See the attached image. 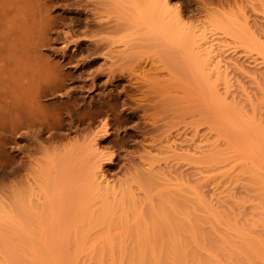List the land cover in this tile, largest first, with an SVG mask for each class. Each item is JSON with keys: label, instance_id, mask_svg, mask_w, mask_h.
I'll list each match as a JSON object with an SVG mask.
<instances>
[{"label": "rangeland", "instance_id": "374dc122", "mask_svg": "<svg viewBox=\"0 0 264 264\" xmlns=\"http://www.w3.org/2000/svg\"><path fill=\"white\" fill-rule=\"evenodd\" d=\"M49 1L33 0L48 6L41 14L60 20L57 33L28 37L16 56L4 46L0 1V116L23 89L27 100L47 107L37 116L47 112L52 127L63 125L51 139L53 130L22 132L14 119H0V264H127L128 247L137 235H149L147 215L162 195L193 206V218L209 236L201 243L193 236L197 255L210 254L218 264L264 260V0H169L184 36L192 35L195 70L186 62L193 57H180L184 48L178 54L164 39L152 40V47L142 26L129 28L112 1L86 0L112 21L98 36L77 21L85 0ZM7 50L22 65L15 61L17 71ZM27 65L38 78L21 72ZM5 125L13 143L4 144ZM25 135L40 143L35 164H4L6 151L17 161L27 154L18 150ZM165 135L173 143L160 144ZM145 174L154 176L155 188ZM173 240L165 242L177 244ZM207 240L221 241L226 250L208 253ZM246 243L259 250L242 252ZM175 254L173 264H189Z\"/></svg>", "mask_w": 264, "mask_h": 264}, {"label": "bare ground", "instance_id": "6f19581e", "mask_svg": "<svg viewBox=\"0 0 264 264\" xmlns=\"http://www.w3.org/2000/svg\"><path fill=\"white\" fill-rule=\"evenodd\" d=\"M1 1V15H2V20H1V24H2V38L4 39V46L5 48H7L8 50L12 51L10 53V51H8V57L10 58L9 62H12V60L14 59V64L12 62L11 66L15 67L16 71H17V68L20 67V64L18 63L19 60H17V57H14L16 56L17 50H20L21 49V45H22V42L23 40L25 41V39H27L29 37V40L31 41L30 37L34 38V37H39V35H43V37H45V35H51V34H56V28L58 27V24L60 22H57L54 18L49 17L47 15L44 14H41V12L43 13L42 9L44 10V12H46V8L48 6H43L41 7L37 2H33V0H0ZM39 1V0H37ZM50 1H57V0H50ZM49 1V2H50ZM108 1H112L113 3H115V5L117 4L118 6V10H119V18L122 19V21H126L128 26L130 24H133V25H138V26H133V27H141V31L140 29L138 30V32L140 31V33L142 32L143 33V29H145L144 31V35H145V38H147V42H151L152 40L154 39H164V40H167L168 43L173 47H177V48H174V50L176 49L177 51L176 52H179V49H182L184 48V50L182 51L181 50V53L184 54L183 56L180 55V57L185 60H189L190 57H193V52L190 51V50H193L191 48H188L189 45L191 46V42L190 43V40L192 39V35H188L185 34L184 36V32L185 30L182 31V23H181V19L178 15V12L174 13V11H172L171 9H169V0H108ZM47 2V1H46ZM83 1L79 0L76 2L77 3H81ZM111 2V3H112ZM35 5H34V4ZM36 3L37 5H39L41 8H39L38 6L36 7ZM40 3V2H39ZM88 2L85 0L84 1V5H82V10H76V12L79 14V17L80 16H85L86 18L83 20H80L79 17L77 19V21L79 20V22H85L84 24H86V26L88 27H95L93 28L94 30H92L91 32L92 33H95L97 34L98 36V31H100L101 29L104 28V26H108L109 22H112L111 20L108 21V19L106 20H103V18L96 12H94L93 10L89 9L88 8ZM50 4V3H48ZM94 4V3H93ZM34 5V6H33ZM53 5V4H52ZM50 6V5H49ZM92 6V5H91ZM98 6V5H97ZM61 7V6H60ZM66 7V6H65ZM94 7V6H93ZM56 8V7H55ZM63 8V7H62ZM71 8V7H70ZM64 10V9H63ZM69 10V9H68ZM73 10V8L71 9ZM117 10V11H118ZM171 10V11H170ZM48 11V10H47ZM49 12V11H48ZM66 12V11H65ZM72 12V11H71ZM118 13V12H117ZM118 14V15H119ZM76 15V14H75ZM112 15V14H111ZM115 15V14H114ZM178 15V16H177ZM109 16V15H108ZM116 16V15H115ZM106 17V16H105ZM114 18V17H113ZM117 19H115L114 21H116ZM119 20V19H118ZM114 21H113V24H114ZM121 21V22H122ZM75 22H76V19H75ZM80 22V23H81ZM120 23V22H119ZM118 23V25L120 26V24ZM123 23V22H122ZM82 24V23H81ZM113 24H111L113 26ZM125 24V23H124ZM123 24V26H125ZM116 25V23H115ZM122 25V24H121ZM111 26V27H112ZM132 27V28H133ZM139 27V28H140ZM110 28V27H108ZM131 28V25L130 27ZM105 29V28H104ZM133 29H138V28H133ZM185 29V28H184ZM53 30H55L53 32ZM116 30V29H115ZM127 30V29H125ZM84 32V31H83ZM126 32V31H125ZM137 32V31H136ZM135 32V33H136ZM74 32H72L73 34ZM139 33V34H140ZM94 34V35H95ZM189 34V33H188ZM141 35V34H140ZM143 36V35H142ZM141 36V38H142ZM42 37V36H41ZM100 37V36H99ZM0 38V39H2ZM49 38V37H48ZM47 38V39H48ZM140 38V40H141ZM144 38V39H145ZM190 38V39H189ZM35 39V38H34ZM94 39H96L94 37ZM143 39V38H142ZM143 39V40H144ZM151 39V40H150ZM28 40V41H29ZM38 40V39H37ZM91 40V39H90ZM188 40V41H187ZM193 40H194V37H193ZM97 41V39H96ZM146 41V39H145ZM155 41V40H154ZM152 41V42H154ZM49 42V41H48ZM151 42V43H152ZM160 42V41H159ZM165 42V41H164ZM189 42L188 46L186 47V44ZM2 43V42H1ZM24 44V43H23ZM95 44V43H94ZM98 44V43H97ZM146 44V43H145ZM162 44V42H161ZM167 44V43H166ZM1 45V44H0ZM3 45V44H2ZM36 45V44H35ZM151 45V44H150ZM149 44L147 46H150ZM153 45H156V42L155 44L152 43V47ZM158 45V44H157ZM194 45V44H192ZM37 46V45H36ZM157 47V46H155ZM185 48H186V51H189L186 52L185 51ZM188 48V49H187ZM12 49V50H11ZM27 49V47H26ZM196 49V48H194ZM199 49H202L199 47ZM16 51V54L14 53ZM201 51V50H199ZM174 53H176L175 51H172ZM183 52H186V53H183ZM192 52V53H191ZM196 52V51H195ZM14 55L11 57V55ZM21 53V52H19ZM33 53V52H32ZM170 53V52H169ZM180 52L178 54H181ZM188 53H190L188 55ZM35 54V53H34ZM177 54V55H178ZM199 54V52H198ZM197 54V55H198ZM18 55V54H17ZM22 55V54H20ZM176 55V54H174ZM185 55H188V56H185ZM192 55V56H191ZM166 56V55H164ZM179 56V55H178ZM176 56V58L178 57ZM190 56V57H189ZM196 56V55H195ZM6 57V56H4ZM158 57V56H157ZM156 57V58H157ZM170 57V56H169ZM174 57V56H173ZM179 58V61H181L182 59ZM185 57H188L187 59ZM13 58V59H12ZM39 58V57H38ZM156 58L155 61H156ZM168 58V56H167ZM194 58V57H193ZM191 59L193 61H195L194 63L191 62V60L189 62L186 61L188 63V65L192 64L194 69L195 70V66L198 65L199 63H197L198 61H196V59ZM3 59V57H2ZM12 59V60H11ZM28 59V58H26ZM148 59V58H146ZM151 59V58H150ZM159 59V58H158ZM172 59V57H171ZM5 60V59H4ZM8 60V58L6 59ZM21 60V58H20ZM176 59H172V61H175ZM18 63V67H16L17 63ZM142 61V60H141ZM144 61V60H143ZM152 61V60H151ZM155 61H153L151 64L152 66L156 65ZM168 61V60H167ZM173 63H176V62H173ZM183 61V60H182ZM6 62V61H5ZM26 62V61H25ZM38 62V61H37ZM157 62V61H156ZM169 62V61H168ZM177 62H178V59H177ZM184 62V61H183ZM182 62V63H183ZM8 63V62H7ZM27 63V62H26ZM30 63V62H29ZM28 63V64H29ZM139 63V62H138ZM160 63V62H159ZM181 63L178 64L180 66H183ZM196 63V64H195ZM203 63V62H202ZM4 64V63H3ZM22 64V63H21ZM147 64H149L147 62ZM154 64V65H153ZM158 64V63H157ZM170 64V65H171ZM9 65V64H7ZM16 65V66H15ZM24 65V64H23ZM144 65V64H143ZM187 65V64H185ZM204 65V64H203ZM26 66V65H25ZM139 66H142L139 65ZM151 66V67H152ZM162 66V65H161ZM175 66V65H174ZM5 67V65H4ZM10 67V66H9ZM8 67V68H9ZM13 67H10L12 68L13 70ZM27 67L29 68V66L27 65ZM27 67H22V71L21 72H25L26 75L28 73V71H30L29 73H31V77L32 75L35 73L34 69H28ZM34 67V66H33ZM38 67V66H37ZM133 67V66H132ZM135 67V66H134ZM148 67V66H147ZM155 68L157 66H154ZM187 67V66H186ZM190 67V66H189ZM197 67V66H196ZM199 67V65H198ZM36 68V66H35ZM135 68H138L137 66ZM134 68V69H135ZM141 68V67H139ZM159 68V67H158ZM163 68V67H162ZM175 68V67H174ZM180 68V67H179ZM188 68V67H187ZM6 69V67H5ZM132 69V68H131ZM145 69V68H144ZM149 69V67H148ZM166 69V68H165ZM192 69V68H191ZM8 70V69H7ZM6 70V72H8ZM11 70V71H12ZM37 70V69H35ZM150 70V69H149ZM148 70V72H149ZM153 70H155L153 68ZM10 71V73H11ZM14 71V70H13ZM20 71V70H19ZM18 71V72H19ZM27 71V72H26ZM39 71V70H38ZM49 71V70H48ZM138 71H140V69H138ZM143 71V69H142ZM156 71V70H155ZM197 71H200V70H197ZM141 72V71H140ZM145 71H143L142 73H144ZM191 72V71H190ZM193 72V71H192ZM9 73V72H8ZM131 73V72H130ZM133 73H137V71L135 70V72L133 71ZM195 73V72H193ZM199 73V72H198ZM13 74V72H12ZM15 74V72H14ZM14 74H13V77H14ZM18 74V73H17ZM20 74V73H19ZM18 74V75H19ZM36 76L39 75L37 73H35ZM49 74V73H48ZM52 74V73H51ZM21 75V74H20ZM25 75V76H26ZM141 75V74H140ZM146 75V73H145ZM193 75V74H192ZM195 75V74H194ZM197 75V74H196ZM200 75V74H198ZM197 75V77H198ZM2 76V75H1ZM11 76V74H10ZM24 76V75H23ZM28 76V75H27ZM27 76L25 77V80L27 79ZM30 76V75H29ZM34 76V75H33ZM50 76V75H49ZM12 77V76H11ZM17 77V76H16ZM41 77V76H40ZM51 77V76H50ZM133 77V76H131ZM139 77V75H138ZM145 77V76H144ZM143 77V78H144ZM149 77V76H148ZM18 78V79H17ZM16 79L19 80L20 77H17ZM38 78V77H36ZM35 76L32 77L30 80H33V79H36ZM137 78V77H136ZM142 78V77H141ZM61 79V78H60ZM3 80V79H2ZM15 80V79H14ZM13 80V81H14ZM29 80V81H30ZM38 80V79H37ZM36 80V81H37ZM57 80V79H56ZM142 80V79H141ZM144 80V79H143ZM21 81V80H20ZM19 81V82H20ZM23 81V80H22ZM35 81V82H36ZM135 81V80H134ZM146 81V79H145ZM17 82V83H19ZM33 82V81H32ZM38 82V81H37ZM36 82V83H37ZM14 83V82H13ZM25 83V82H24ZM27 83L28 80H27ZM130 83V82H129ZM139 83V80L138 82ZM33 84V83H31ZM145 84V83H144ZM6 85V84H5ZM8 85V84H7ZM23 85V84H22ZM28 84H25V86H27ZM37 85V84H35ZM139 85V84H138ZM3 86V85H2ZM18 86V85H17ZM21 86V85H20ZM25 86H21L23 88H25ZM142 86V85H141ZM145 87V86H144ZM139 88V87H138ZM150 88V86H149ZM45 89V88H44ZM6 90V88H5ZM23 91V94L20 93V97L16 98V100H13L12 103L13 104H10L8 102V104H5V105H8L6 107H1V114H2V117L0 116V119L2 118L3 122H8L9 124V121L10 120H15L17 125H18V128H20V130L23 132V130H28V129H45L46 131H49V130H53V132L49 135V138L51 139H55L58 137V131H60L62 128H63V125L61 123V125L58 127L57 124H56V127H52L53 125L50 124V121H48L49 119H47V116L49 115H46L47 112H45L46 114H43L41 115L42 117L40 116H37L36 113L38 112H42L43 110H45V108L47 107H44L42 105H40L37 101H34L33 102L31 101V99H28L27 100V95L25 96V91L23 89H21ZM42 90V89H41ZM40 90V91H41ZM44 91V90H43ZM7 92V91H6ZM10 92V91H9ZM15 92V91H14ZM21 92V91H20ZM28 92V91H27ZM56 92V91H55ZM141 92V91H140ZM37 93V92H36ZM42 93V92H40ZM139 93V91H138ZM7 94V93H6ZM18 93H16L15 95H17ZM27 94V93H26ZM31 94V93H30ZM35 94V92H34ZM33 94V95H34ZM14 95V94H13ZM32 95V96H33ZM8 96V95H7ZM30 96V95H29ZM38 96V95H37ZM14 97V96H13ZM34 97V96H33ZM32 97V98H33ZM42 97V96H40ZM61 97V96H60ZM148 97V96H147ZM11 98V97H10ZM15 98V97H14ZM38 98V97H36ZM7 101V100H6ZM11 101V100H10ZM31 101V102H30ZM68 103V102H67ZM147 104V103H146ZM61 105V104H60ZM136 105V104H135ZM67 108V107H66ZM146 108V107H145ZM148 108V107H147ZM61 109V108H60ZM48 110V109H47ZM68 112V111H67ZM154 113V112H153ZM152 113V114H153ZM157 114V113H156ZM155 116V115H154ZM153 118V117H152ZM151 118V120H152ZM148 119V118H147ZM154 119V118H153ZM156 119V118H155ZM53 120V119H52ZM60 120V119H59ZM157 120V119H156ZM14 121V122H15ZM154 121V120H153ZM63 122V121H62ZM152 122V121H151ZM1 123V121H0ZM5 123V124H6ZM12 123V122H10ZM53 123V121H52ZM59 123V124H60ZM64 123V122H63ZM155 123V122H154ZM160 123V122H159ZM4 124V123H3ZM2 124V125H3ZM7 124V125H8ZM55 126V125H54ZM4 127V130H3V133H4V137L3 135H1L3 137V141H4V144L8 143V141L10 142L11 140V143H13L12 141V137L10 136V132L9 130H7L6 128V125L3 126ZM10 127V126H9ZM65 127V126H64ZM156 127V126H155ZM16 128V127H15ZM13 129V128H12ZM155 129V128H154ZM34 131V130H33ZM160 131V130H159ZM38 132V131H37ZM25 133V132H24ZM49 133V132H47ZM20 135L22 136L23 134H19V137ZM41 135V134H40ZM43 135V134H42ZM63 135V134H62ZM65 135V134H64ZM159 135V134H158ZM157 135V137H158ZM162 135V134H161ZM57 136V137H56ZM166 136V135H165ZM28 139H27V138ZM160 137V136H159ZM167 137V136H166ZM164 137L165 139L163 138H159V142L160 144L162 143H165V144H168L169 143H173L174 141V138H171L170 137ZM25 138L27 139V142L25 145H23L22 147H19V151H25L27 154H24L22 155V157H20V160L17 161V160H14L15 157L13 156H10L11 153H3V162L4 164H35L33 163V155L34 153H36L39 149V142H38V138L37 136H29V135H25ZM10 139V140H9ZM14 139V138H13ZM16 139V138H15ZM14 139V140H15ZM152 140V139H151ZM156 141V140H154ZM3 143V142H2ZM56 143V142H55ZM152 143L154 145V142L152 140ZM151 143V144H152ZM8 145V144H7ZM5 146V145H4ZM160 146V145H159ZM172 146V145H171ZM41 147V145H40ZM6 148V147H5ZM43 148V147H42ZM155 148V147H154ZM11 150V148H9ZM13 149L15 150V148L13 147ZM161 149V148H159ZM5 150V149H4ZM3 150V151H4ZM90 151V150H89ZM5 152V151H4ZM9 152V151H8ZM44 154V153H43ZM62 157V156H61ZM73 158V157H72ZM79 158V157H78ZM81 158V157H80ZM38 159V158H37ZM64 159V158H63ZM85 159V158H84ZM89 159V158H88ZM92 159V158H91ZM36 160V159H35ZM49 160V158H48ZM46 159V162L48 161ZM82 160V159H81ZM14 161H17V163H13ZM50 161V160H49ZM59 161V160H58ZM76 161V160H75ZM83 161V160H82ZM37 162V161H36ZM40 162V161H39ZM69 162V161H68ZM73 162V159L72 161ZM77 162V161H76ZM75 162V163H76ZM84 162V161H83ZM41 163V162H40ZM86 163V162H85ZM84 163V164H85ZM92 163V162H91ZM45 164V163H44ZM51 164V163H50ZM79 164V163H78ZM81 164V163H80ZM83 164V163H82ZM151 173V171H149ZM38 173V172H37ZM153 173V172H152ZM95 174V172H94ZM154 174V173H153ZM97 175V174H96ZM95 175V176H96ZM149 175V174H147ZM147 175L145 174V176L147 177ZM88 177V176H86ZM91 178V177H90ZM99 178V177H98ZM149 178V179H148ZM147 179V183H148V187H152V188H155L156 187V182L154 180V176L153 175H149ZM86 179V178H85ZM89 179H87L86 182H88ZM24 181V180H23ZM39 181V180H38ZM95 181V180H94ZM34 182V181H33ZM90 182V180H89ZM88 182V183H89ZM28 183V182H27ZM32 183V182H31ZM35 183V182H34ZM33 183V184H34ZM86 183V184H88ZM97 183H100L97 182ZM96 183V184H97ZM36 184V183H35ZM34 184V185H35ZM40 184V183H39ZM81 184V183H80ZM94 184V183H92ZM37 185V184H36ZM99 185V184H98ZM21 186V185H20ZM86 186V185H85ZM28 187V185H27ZM93 187L95 186H91L92 189H94ZM26 188V187H25ZM30 188V187H29ZM29 188H28V191H29ZM32 188V187H31ZM97 188V187H96ZM27 189V188H26ZM90 189V188H89ZM25 190V189H24ZM23 192V191H22ZM31 192V190H30ZM26 193V192H25ZM27 194V193H26ZM168 195V194H167ZM171 195V194H170ZM31 196V194H30ZM163 196V197H162ZM162 196H158L160 197L161 200H157V205L158 206L156 208V210H152L148 213L147 215V220H148V225H150V233L149 235H146V236H143V235H137L133 240L134 242L132 243V245H130V247H128V255L126 256L127 257V264H173L174 262V259H173V255H176L175 253H178L179 255L181 254L182 256L184 257H187L189 258V264H218V262L215 263V261L213 262V259L211 258L210 254L209 256H200V255H197L196 254V251H194L193 249L194 248H191L190 246L195 243V239H193V236L198 237V241H203L205 239H207L209 236L207 234H205L202 229H201V224L199 223V221H195V218H193V215H192V209H193V206L190 205V207L188 208L185 204H183L180 200H178L177 196L176 197H173V195H171L170 197L169 196H166V195H162ZM28 197V196H27ZM177 198V199H176ZM37 199V198H36ZM159 199V198H158ZM32 201V200H31ZM34 201V200H33ZM36 201V200H35ZM53 201V200H52ZM59 201V200H58ZM57 201V202H58ZM159 201V202H158ZM37 202V201H36ZM46 202V201H44ZM47 202H50V201H47ZM56 202V201H55ZM34 204V203H32ZM51 204V203H49ZM48 204V205H49ZM168 205H171L172 207H169ZM50 206V205H49ZM52 206L55 207L52 203ZM58 206V205H57ZM32 207V206H31ZM35 207V206H34ZM33 207V208H34ZM42 207V206H41ZM40 207V208H41ZM30 208V207H29ZM37 208V207H36ZM38 209V208H37ZM176 209L175 212H181V214L179 215H183L182 217H180L181 220H185L184 222L181 221L179 219L178 214H176L174 212V210ZM179 211H178V210ZM39 210V209H38ZM36 212V211H35ZM34 213V212H33ZM31 215V214H30ZM102 217V216H101ZM105 217V216H104ZM103 217V219H104ZM183 217H185L183 219ZM191 217V218H190ZM158 218L159 221H164L163 223V226L161 227H158L156 226L155 224L158 223ZM24 219V218H23ZM100 219V217H99ZM102 219V221H103ZM189 219L191 220L192 222H187L186 220ZM97 221V220H96ZM101 221V219H100ZM99 222V220H98ZM187 222V223H186ZM29 223V222H28ZM27 223V224H28ZM97 223V222H96ZM148 228L146 227L145 231H147ZM184 233H188L189 236L191 237H187L186 235H184ZM168 238H173L175 242L173 243H177V244H170L169 245V240H168V244L167 242H165V240L167 241ZM192 240H194V242L192 243ZM197 241V240H196ZM200 241V243H201ZM198 243V242H197ZM204 243V242H202ZM226 243V242H224ZM195 245V244H194ZM190 247V248H189ZM195 247V246H194ZM204 248H206L207 252L208 253H212V254H215L217 255V253L221 254L223 253L226 248L224 246V244L220 241V242H214V241H211V240H207V243H204ZM259 246L257 247V244L255 243H246V244H243L240 246L239 249H242V252H245L246 254L249 253V252H252V251H258L259 249ZM186 249L188 250L189 249V252L188 254L185 253ZM228 250V249H227ZM199 254V253H198ZM180 255V256H181ZM183 259V258H182ZM212 259V260H211ZM253 262H248V264H252ZM234 264H239L237 261L234 262ZM247 264V263H246ZM255 264H264V260H261Z\"/></svg>", "mask_w": 264, "mask_h": 264}]
</instances>
